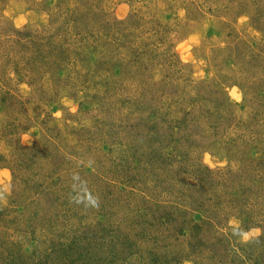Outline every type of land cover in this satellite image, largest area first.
I'll list each match as a JSON object with an SVG mask.
<instances>
[{"label":"rangeland","instance_id":"374dc122","mask_svg":"<svg viewBox=\"0 0 264 264\" xmlns=\"http://www.w3.org/2000/svg\"><path fill=\"white\" fill-rule=\"evenodd\" d=\"M0 156L42 264H264V0H0Z\"/></svg>","mask_w":264,"mask_h":264},{"label":"trees","instance_id":"16d2710c","mask_svg":"<svg viewBox=\"0 0 264 264\" xmlns=\"http://www.w3.org/2000/svg\"><path fill=\"white\" fill-rule=\"evenodd\" d=\"M21 149H26V151L23 152V156L20 157L21 159L18 161V168L19 169H21V167H23V165H24L23 159H25V152H27L28 150H32V149H28L25 147H23ZM1 162H4L2 156H0V163ZM21 171H22V169L18 172V174L15 175L14 178H16L20 187H23L24 175L19 174V173H21ZM233 178H234V176L232 178L227 177V175L223 176V179H225L224 183L230 186L229 189H231V187L233 186L232 185ZM237 180H235V183H238ZM158 208H160V206H158ZM175 220L177 221V219H175ZM155 221L159 222L161 225L164 224V225H167L169 227L174 222V220H167V219L158 218L157 214H155ZM191 222L189 220H186V219L181 220L180 224H183L182 226L184 227L182 230L183 233L181 232L182 234H178L176 236L178 239H182L181 237H183V240L186 241V243H185L186 249H188L190 251L189 254L196 253V254L200 255V256H198V258L203 261V259H205V258L202 256V252L208 253L213 248L212 247L213 244H212V246H207L208 244H210V242L208 240L211 241V239L213 241H216L215 246H217L220 249V251H221V248L233 249L234 247H236V245L230 239H228V235H224L222 237H217L220 234H226V233H223L220 231L221 228H219L217 221L212 223L213 227L211 229V232H203L202 231V228H204L203 226H198L195 222H193V224H191ZM190 224L192 225L189 228L190 235L185 236V232H184L185 226L190 225ZM6 235L7 234H5V236ZM6 237H8V236H6ZM153 241L152 242L156 243L157 246H162L163 249H165V251L166 250H167V252L171 251L169 245L166 244L162 240V237L158 236L156 238H153ZM10 243L11 242H9V243H6L5 241L3 242L2 236H0V264H42L45 256H46L45 259L48 260L53 255V250L49 249L45 255H40V254L36 253L35 255L29 256V255L23 254L21 252L13 251L14 243H12V244H10ZM211 243H213V242H211ZM263 243H264V240L261 241V244H263ZM226 253L228 254V252H226ZM186 255H187L186 258L192 257V255H188V254H186ZM215 255L216 254H214V256H212V257L216 258L217 256H215ZM50 262H52V261H50ZM143 262H145V261H143ZM45 264H49V261ZM169 264H171V262Z\"/></svg>","mask_w":264,"mask_h":264}]
</instances>
